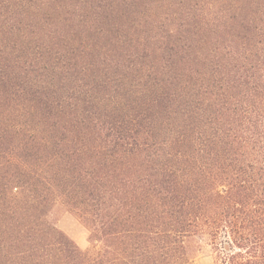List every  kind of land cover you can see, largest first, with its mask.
I'll return each mask as SVG.
<instances>
[{"label": "trees", "instance_id": "trees-1", "mask_svg": "<svg viewBox=\"0 0 264 264\" xmlns=\"http://www.w3.org/2000/svg\"><path fill=\"white\" fill-rule=\"evenodd\" d=\"M256 2L253 19L231 5L211 21L209 2L155 58L148 39H129L98 76L83 39L71 69L66 51L51 52L52 33L49 43L18 20L26 0L0 17V264H196L204 239L218 264H264ZM59 202L87 225L92 249L49 219Z\"/></svg>", "mask_w": 264, "mask_h": 264}, {"label": "rangeland", "instance_id": "rangeland-1", "mask_svg": "<svg viewBox=\"0 0 264 264\" xmlns=\"http://www.w3.org/2000/svg\"><path fill=\"white\" fill-rule=\"evenodd\" d=\"M22 1L0 0L1 7L8 5L7 12L5 7L3 10L0 8V17L6 18V20L13 19L11 16L17 12L15 7L21 5ZM26 1L30 6L29 10L25 11L27 8H24L22 16H20L22 19L18 20L24 24L31 23L34 34L37 35L41 32L43 37H48L46 41L49 43H51L50 33H52L51 39L55 40L50 45L51 52L66 51L68 65L71 69L79 70V41L83 39L84 43L89 44L86 61L90 59L92 62L95 59V62L98 63L96 69L95 66L93 67L96 70L95 76L106 70V62L103 63L102 59L107 60L112 57L116 59L120 53H123L122 51L129 53V46L127 45L131 43L129 39H135V41L148 39L147 47L143 49H147L149 58L160 56L162 51L159 49V45L163 43L164 37L168 35L169 39L170 37L174 39L180 23L184 24L185 22L186 26L188 23L192 27L195 23L201 22L200 20L203 19L205 13L201 8H206L209 2L215 5L211 10L210 21L218 16V12L223 10L224 13L225 7L228 8L231 5L232 10L229 12L232 13L234 10V13L241 17L248 13V16L253 19L256 16L255 10L259 6L256 0H222L220 3L219 0ZM240 7H243L242 10ZM83 19L87 21L86 29H82V26L79 27ZM226 25H228L227 22ZM79 28L82 30L80 31ZM99 31H101L100 37ZM65 36H70L68 46H62L60 42L61 38ZM185 39L182 46L193 45L191 34L187 33ZM97 42L96 46L95 43ZM214 46L215 44H212L211 47ZM199 47L200 45H198ZM134 50L139 51L136 47ZM149 58L146 60L148 64ZM107 71L109 72L108 69ZM76 83H79V79L76 80ZM49 219L82 249L94 247L89 228L68 205L60 202L55 204L49 214ZM196 264H218L216 255L206 239L201 242V250L198 253Z\"/></svg>", "mask_w": 264, "mask_h": 264}]
</instances>
